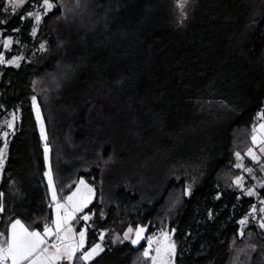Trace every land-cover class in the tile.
Segmentation results:
<instances>
[{
  "label": "trees",
  "instance_id": "16d2710c",
  "mask_svg": "<svg viewBox=\"0 0 264 264\" xmlns=\"http://www.w3.org/2000/svg\"><path fill=\"white\" fill-rule=\"evenodd\" d=\"M34 3L41 0L11 11L0 0L2 34L14 38L6 56L23 57L18 67L0 64V113L20 115L0 182V231L7 235L16 218L30 228L52 219L34 95L47 124L60 196L82 175L94 182L115 145L118 123L112 118L131 104L142 117L144 137L159 139V146L185 138L192 158L211 149L212 159L190 196L179 192L172 201L175 190L187 188L173 180L154 205L145 203L142 214L130 211L126 218L134 227L150 221L149 231L174 227L180 239L176 264H226L232 241L241 239V219L264 199V184L257 195H240L235 177L243 170L234 167L236 153L253 146L257 115L264 110V0H192L183 13L175 0H75L44 15L32 35L34 20L26 13ZM97 115L109 116L100 137ZM246 161L264 179V159ZM128 194L124 188L116 192L123 209L136 199L129 201ZM117 208L95 214L89 244L101 229L113 230ZM254 221L245 235L264 244V230ZM145 249V241L114 245L110 239L95 258L74 264H150Z\"/></svg>",
  "mask_w": 264,
  "mask_h": 264
},
{
  "label": "rangeland",
  "instance_id": "374dc122",
  "mask_svg": "<svg viewBox=\"0 0 264 264\" xmlns=\"http://www.w3.org/2000/svg\"><path fill=\"white\" fill-rule=\"evenodd\" d=\"M75 0H50L53 4L56 5V7H65L68 4H72ZM192 0H175V8L177 12L183 13L188 11V6H190ZM7 8H9L11 11H16L21 6H10L8 3V0H5ZM181 3L184 4L183 9H181L180 5ZM41 3H37L33 5L30 11L28 12H39L41 17L44 16L43 9L40 7ZM54 7L53 9H55ZM52 9V10H53ZM27 12V13H28ZM26 13V17H27ZM40 25V24H39ZM39 25H35L33 23V28H36V34L39 30ZM35 34V35H36ZM11 38L12 44L14 42V38L12 36H3L2 29L0 28V40ZM12 44L6 49L2 45H0V54H2L5 58V60L14 59L17 57H21L20 54H14L11 57H7V52L11 49ZM21 60H19L20 64ZM7 64V63H5ZM35 97V100L33 101V108L35 112V116L37 119L39 131L41 133L42 139L45 144L46 150V161H47V170L46 173H48L49 169H51L52 173V180L53 184L56 189L57 193V200L54 201L52 198V187L49 185L48 182V176L47 183H48V190H49V198L52 203V219L51 221L46 224L48 226H52V221L56 219V204L57 202L63 204L66 202V197L72 195L73 192H76L79 188L81 190V193L87 195V188H91L93 191L91 193V201L87 205V207L84 208L82 212L76 213V220L71 221V225L74 229V231L78 234L80 231H83L86 229L85 232V245L83 251L89 250L92 246L96 244H100L103 250L106 248L108 244V240L112 239L113 244H121L125 240L131 241L135 239V232L139 228H144L145 231L142 234L144 237L140 240L138 244H140L142 241H145L146 248L148 247V238H159L161 231L164 232H170L172 231V226H166V227H157L156 229L149 231V224L144 225L140 223L136 227H134L132 221L128 218H126V213L130 211L139 212L142 214L145 210V203L154 205L157 200L160 198V195L164 189V187L171 181H180L183 180L185 184L187 185L186 190H175L172 193V201H178L179 198V192H182L186 196H190L192 193V188L199 184L201 178H203L204 169H207V164L210 166L211 163V149L208 151L205 156H201L200 158H192L191 157V145L190 141H188L185 138L177 137L174 139L170 138L169 143L170 145H163L159 146V139H152L150 136L144 137L142 132L143 129L141 128V120L142 117L139 115V113L136 115V113L133 111L134 106H131V104L126 105L123 109L117 111L116 114L113 116V120L118 123V125L115 127L116 130V136H115V145L113 146V150L111 151V156L109 159L104 160V163L99 171V173L96 175V173L93 175V181H91L86 176H80L74 187L64 196H60L58 193L54 174L51 167V158H50V144L48 143V129L47 124L41 109V105L39 103L38 97ZM37 106L39 107V118L37 116ZM95 109H97L98 105H94ZM93 106V107H94ZM91 108V107H90ZM137 110V109H136ZM261 113H264V110H261L258 112L257 115V124L254 128H258L260 124H264V117L261 116ZM15 117V119H13ZM109 117V116H108ZM107 115L96 116V125H95V131L96 134H99V137L101 136V133H103L104 129V123L108 121ZM20 115L16 111H7L5 113H0V149L4 147V139L3 134L8 133L7 136V149H6V158L4 162V166L6 163V160L8 158V152H9V142L13 134L15 133L17 129V124L19 122ZM41 122H43V132L41 130ZM8 123H12V127H8ZM46 137V138H45ZM98 137V138H99ZM210 141V140H209ZM168 143V144H169ZM214 142L211 140L209 143L210 147H214ZM254 147V146H253ZM252 149L256 152V155L258 156V150L256 147ZM49 149V153H48ZM249 150V149H248ZM246 153L241 154V157H243V160L236 159L235 161V168L237 167V164L243 163L244 167L239 168L243 170V172L235 177V181L238 177L242 178L241 185L237 187L239 189L240 195H247L246 193L248 191H253L255 195L258 194V188L261 187L264 184L263 178H256V172L254 170V166L250 163H247L246 157H248ZM206 164V165H205ZM4 168V167H3ZM209 168V167H208ZM251 168L253 171L251 174H249L245 169ZM262 171H264V163L261 166ZM2 172H0V182L2 178ZM246 174V175H245ZM256 179L255 181H253ZM261 179V181H260ZM80 181H84V185L80 184ZM85 185L87 187H85ZM121 188H124L128 194V200L130 198L136 196V199L131 202V204L127 205L124 209L121 208V205L117 202L116 192L120 190ZM221 195L220 193L217 194V198H219ZM171 200V199H170ZM169 201V205L171 206V202ZM264 201L263 198L258 199L256 201V212L255 214L251 213L248 217H244L241 220L247 219V224L241 225V229H243V235L241 236V239H235L232 241L230 246V257L226 264H258L264 260V254H263V248L264 244L262 241L258 240L255 234H246V230L249 226V223L251 221H254V217H257L256 222L254 221L255 225H260L261 222H264V212H261L260 209H264V206H261L264 203H261ZM136 202V203H134ZM132 203H134L132 205ZM91 205H93L92 208H89ZM111 205H117L118 210V222L116 225H114L113 230L110 231L108 229H101L99 231V235H97V238L94 240L92 244H89V230L93 227V220L95 218L96 213H102V216H107L108 214V208ZM140 208V209H139ZM63 214V209L60 210ZM256 213L258 216H256ZM84 215H90V220H83L81 217ZM253 217V220L250 219V217ZM2 219V215L0 212V221ZM19 219L26 227H28L25 222L21 218H16L12 220L11 222H14L15 220ZM127 223V224H126ZM10 227V225H9ZM45 227V226H44ZM43 228H29L30 231H40L43 232ZM132 228L133 232L130 235V239H125V234L128 232V229ZM264 230V229H263ZM1 232V231H0ZM109 232V233H108ZM101 236H103V239H101ZM172 241L176 245V254L174 257V264H176V256L179 253V247H180V239L177 237V232L175 231L171 235ZM56 242L55 237L49 238V244ZM156 243H153L152 248L153 250L150 252V256L148 257L151 260L152 256H155L156 253L154 249L156 248ZM101 253V252H100ZM77 255H80V253H77ZM96 257V256H95ZM94 257V258H95ZM62 264H68L67 261L62 262ZM152 264V260L151 263ZM159 264V262H157Z\"/></svg>",
  "mask_w": 264,
  "mask_h": 264
},
{
  "label": "snow or ice",
  "instance_id": "6c2138e0",
  "mask_svg": "<svg viewBox=\"0 0 264 264\" xmlns=\"http://www.w3.org/2000/svg\"><path fill=\"white\" fill-rule=\"evenodd\" d=\"M26 2L30 0H8L10 6H23ZM184 4L181 3L180 7L183 9ZM40 7L43 9L44 15H47L51 11L55 4L50 2V0H41ZM27 17L34 20L35 25L41 23V15L37 12H28ZM24 18L23 16L21 17ZM36 34V28H33L32 35ZM12 44L11 38L0 40V45L4 48H8ZM43 48V45H41ZM23 57H17L10 60H5L4 56L0 54V64H13L19 66V60ZM35 100V97H33ZM37 116L39 118V107L37 106ZM264 117V113H261ZM15 119V117H13ZM12 123H8V127L11 128ZM41 130L43 132V122H41ZM7 136L8 133L3 134L4 147L0 149V172L3 171L4 162L6 158L7 149ZM46 138V137H45ZM252 143L257 150L264 154V124H260L258 128L253 129ZM47 150V149H46ZM237 158L241 161L240 153H236ZM254 162H259V157L256 152L250 148L246 154ZM237 167L243 168V163L237 164ZM249 174L252 173L251 168L245 169ZM49 185L52 187V198L54 201L57 200V193L52 180L51 169L48 173ZM242 178L238 177L235 183L240 186ZM81 185H84V181H80ZM85 187H87L85 185ZM91 188H87L88 194L85 195L81 193L78 188L76 192L72 195L66 197V202L61 204L57 202L56 204V219L52 221V226L45 225L43 232L40 231H30L19 219L10 223V227L7 230V235L4 232H0V264H62V262L67 261L68 264H74L76 260L90 261L95 256L99 255L103 251L100 244L92 246L89 250L83 251L85 245V232L86 229L80 231L78 234L74 231L71 221L76 220V213L82 212L85 207L91 201ZM249 196L255 195L253 191H248L246 193ZM3 194L0 193V212L4 211L3 205ZM261 203H264L262 201ZM63 209V214L61 213ZM264 212V209H260ZM256 208L253 207L252 213L255 214ZM81 219L87 221L91 219L90 215H84ZM247 219L241 220L240 224H247ZM264 229V222L259 225ZM144 228H139L135 232V239L132 240L133 244H138L144 237ZM133 232L132 228L128 229L125 234V239H130V235ZM243 229H241L240 235L242 236ZM55 237V241L49 244V238ZM103 239V236H101ZM156 243V248L154 249L156 255L151 257L152 264H174V257L176 254V245L171 239V235L168 232L161 231L159 238H148V247L144 250V257H149L150 252L153 250L152 245ZM80 253V255H77Z\"/></svg>",
  "mask_w": 264,
  "mask_h": 264
},
{
  "label": "crops",
  "instance_id": "0c3cea01",
  "mask_svg": "<svg viewBox=\"0 0 264 264\" xmlns=\"http://www.w3.org/2000/svg\"><path fill=\"white\" fill-rule=\"evenodd\" d=\"M253 146H254V145H253ZM253 146H252V147H253ZM252 147H251V148H252ZM253 148H254V147H253ZM258 153H259V154H258L259 160H260V159H264V154L260 153L259 151H258Z\"/></svg>",
  "mask_w": 264,
  "mask_h": 264
},
{
  "label": "built area",
  "instance_id": "2783aa9c",
  "mask_svg": "<svg viewBox=\"0 0 264 264\" xmlns=\"http://www.w3.org/2000/svg\"><path fill=\"white\" fill-rule=\"evenodd\" d=\"M256 203H254V205H253V207H255L256 208ZM253 207H252V209H253ZM252 209H251V213H252ZM256 216H258V214L256 213ZM248 217V216H247ZM257 219V217H254V220H256ZM242 227V226H241Z\"/></svg>",
  "mask_w": 264,
  "mask_h": 264
},
{
  "label": "flooded vegetation",
  "instance_id": "af4514ba",
  "mask_svg": "<svg viewBox=\"0 0 264 264\" xmlns=\"http://www.w3.org/2000/svg\"><path fill=\"white\" fill-rule=\"evenodd\" d=\"M175 231V228H172V231H170L169 234L172 235Z\"/></svg>",
  "mask_w": 264,
  "mask_h": 264
},
{
  "label": "water",
  "instance_id": "95a60500",
  "mask_svg": "<svg viewBox=\"0 0 264 264\" xmlns=\"http://www.w3.org/2000/svg\"><path fill=\"white\" fill-rule=\"evenodd\" d=\"M176 230V229H175ZM240 232H241V228H240Z\"/></svg>",
  "mask_w": 264,
  "mask_h": 264
}]
</instances>
